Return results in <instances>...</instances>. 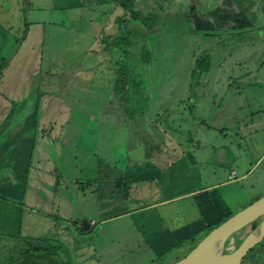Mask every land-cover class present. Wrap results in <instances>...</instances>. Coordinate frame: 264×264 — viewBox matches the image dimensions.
<instances>
[{
	"label": "crops",
	"instance_id": "crops-1",
	"mask_svg": "<svg viewBox=\"0 0 264 264\" xmlns=\"http://www.w3.org/2000/svg\"><path fill=\"white\" fill-rule=\"evenodd\" d=\"M185 1L188 4L182 6ZM103 5L109 6L107 10L113 9L115 15L105 21L97 18L95 25L98 24L90 25L89 29L79 28L91 42L85 47L75 45L80 53L98 60L89 65V74L86 75H89V81L100 79L99 83L95 82L90 87L89 84L83 85L79 81L84 76L80 74L83 72L82 65L73 63L72 70L67 71L62 69L60 63L53 61H49L50 64L57 67H49L46 73V76L55 75L48 83V87L53 90L40 85V80L35 79L41 68L37 71L36 67L27 69L22 73L27 78L23 81V77L15 79V67L19 60L16 55L23 53L27 46L31 50L32 63L37 55L41 67V50L32 47L31 40L44 33V24L58 28L62 26L63 22L49 19L50 16L56 18L54 11H74L80 7L77 12L81 15V10L86 13L87 8L92 7L100 11ZM140 5L146 6L148 11ZM119 6H127L128 9L125 8L124 11ZM32 11L38 12L40 18L28 17L26 22L23 15H28L29 12L31 15ZM165 12L168 15H164ZM74 13L76 18V11ZM142 16L146 17L142 21L150 30L158 25L163 27L170 24L165 29L167 36L164 43L172 38L174 30L170 28H175L176 36L179 19H188L191 25L189 22L187 25L184 23V30L180 34L190 36L196 33L201 36L200 43L204 50L199 56H193L189 64L198 68V63L202 60L204 68L193 70L188 75L186 94L176 101H180L184 107L167 109L169 114L165 120L168 124L163 125L159 118L137 126L133 123V126H128L123 122L127 125L125 130L128 131L123 142V163L119 162V153H115L113 142H110V146L101 147L102 150H94V158L99 156L104 159L106 165L111 167L112 175L118 167L121 177L131 176L152 188L162 185L160 199L155 198L154 191V196L146 199V204L127 208L120 215L132 216L133 226L140 233L142 241L156 245L155 250L158 253L164 252L171 245L169 249L173 253L183 251L184 246L189 250L199 237L207 233V229L209 231L212 226L221 223L222 220L208 225L204 216L196 211L199 205L197 206L198 202L194 201V197L205 191L211 192L220 185L235 184L248 179L253 167L264 156V109L254 107L256 100L264 103V0H198V4L196 0H0V68L3 67L5 71L0 76V236L9 237L11 242L21 241L26 245L28 241L43 240L50 236L53 237L52 241H58L60 239L57 234H70V229L79 234L91 227L103 230L114 218V204L106 197V188L98 180L97 170L94 171L93 180L96 183H91L86 188L82 186V181L85 180L79 177L82 172V165L78 160L80 149L75 148L80 147L78 135L82 125L78 121L80 117H76V114L70 115V109H67V105L75 102L76 98L68 100L67 97L74 96L77 89L84 93L88 89L93 91L95 87L98 92L105 95L110 93L109 96L115 95L118 98L114 94V91L117 92L114 81H126L125 86L122 85L126 91L125 96L127 93V101L132 100V103L138 100V96L131 99L130 91L131 94L145 93L149 84L140 87L139 81L142 77L149 83L151 78L146 79V74L143 73L137 75L139 77L133 81L130 75L132 68H125L122 60L114 63V68L111 64L108 70L97 67V63H103L102 60L105 61V67L108 63L107 43L113 39V33L108 32L110 20L117 26V32L119 22L123 27L132 26L137 34L133 41L136 46L141 45L142 50L152 48V44L155 46L153 31V35H147L146 38L140 36L136 28L137 20ZM119 19L122 21H118ZM79 26H82L81 22ZM58 28L54 33L58 34ZM136 46L133 45L134 48ZM130 50L126 54L129 64L146 62L147 65L157 61L153 50L148 51L150 55L146 59L142 51H138L136 55L133 54V48ZM157 59L167 62L165 54ZM212 66L213 69L215 67L214 72L206 75ZM117 67H122V71L116 72ZM91 71L95 72L92 78ZM71 72L79 75H70ZM97 74L101 76L99 79ZM123 76L129 79L124 80ZM78 81L80 83L76 85ZM191 88L194 91L192 97ZM1 89L10 90L11 96H16L22 89L25 91L23 97L14 102V98L3 93ZM157 91L160 90L157 88ZM109 101L112 103L113 96ZM101 104L104 107L106 100L99 105ZM88 108L98 109L90 105ZM141 110L145 109H139L140 112ZM98 114L101 122L109 123L102 110ZM110 122L112 125L117 123ZM226 129L234 132L253 131L251 141L247 143L248 157L254 161L253 166L241 175L233 173L232 178L230 171L228 180L224 178L223 169L227 170L237 161L238 154L231 147L240 143L235 141L236 143L230 145H214L219 137L216 131ZM213 136L217 137L216 140ZM207 160H211L217 169L222 170V179L203 188H194V181L201 174L198 166ZM107 178L109 174L105 171L101 179ZM84 202L89 208L92 207L86 214L82 211ZM53 210L57 211L56 214L51 212ZM84 219L88 222L87 229L82 228ZM194 227L199 228L194 232ZM59 229H63V232ZM185 234L188 235L185 237L186 243L192 244L177 246L176 238H183L182 235ZM198 235L201 236L195 239ZM61 239L65 240L63 237ZM164 241H167L166 247H163ZM32 248L31 254L24 251L20 252L21 255L46 256L41 249ZM95 250V247L91 248L92 256H95ZM84 256L80 255L81 260L78 258L79 264L81 261L84 263Z\"/></svg>",
	"mask_w": 264,
	"mask_h": 264
},
{
	"label": "rangeland",
	"instance_id": "rangeland-1",
	"mask_svg": "<svg viewBox=\"0 0 264 264\" xmlns=\"http://www.w3.org/2000/svg\"><path fill=\"white\" fill-rule=\"evenodd\" d=\"M196 3L198 4V0H196ZM187 4L188 2L185 1L182 6ZM102 7L103 8H100V11H97L98 9L96 10L92 7H89L90 9L86 7V13H84V10H81V15H79L77 12L80 7L74 11L72 9L54 11L53 14L56 16V18L50 16L49 19L55 20L59 23L63 22L62 26L60 27L61 29L54 25L44 24V33L36 35L35 38L31 40L32 47L36 48L37 50H41V67L37 55L35 56L32 63L30 59L31 50L29 46H27L23 53L20 52L19 55H16V58L19 56V60L16 64L17 66L15 67L17 72L15 79H21L23 77L22 73H25L27 69H33L36 67L37 71L39 68H41L40 72L35 75V79L40 80V85L43 84L44 86H47V89L53 90V88L48 87V83L55 75L46 76L49 67H57L50 64L49 61H53V63H60V66L62 65V69L67 71L72 70L73 63H76V65H82L83 72L80 74L84 76L79 81H82L83 85L89 84L88 86L90 87L95 82L99 83V78L101 77L100 75L97 74V78L99 80L95 82H93V80L89 81L90 77L89 75H86L89 74V65H92L94 62H98V60H95L90 55L87 56L84 53H80L81 51H78L75 45H81L80 47H85L87 43L90 44L91 42V39H89L87 36L85 37V34L81 33L82 29L79 28L89 29L90 25H95L97 18L99 21H105L110 19L113 14L115 15L116 12H114L113 9L107 10L109 6L106 7L103 5ZM140 7L148 11L146 6L140 5ZM122 8L124 11L125 8L128 9L127 6H119V9ZM75 11L76 18H74ZM116 11L117 13L119 12V10ZM164 15L168 14L165 12ZM28 17L40 18V15L35 11H32L31 15L30 12L28 15H23V19L25 18L26 22ZM140 19H138L136 23L138 25L136 28H138L140 36L146 37L147 35L150 36L154 34L155 46L152 44L150 45L152 48L148 47L143 50L141 45L136 46L133 48V54L137 55L138 51H142V54L146 59V57L150 55L148 51L157 48L153 50L154 54L156 53L159 58H162V56L165 54L167 59V62L164 60L160 61L155 55V59L157 60L156 63H148L147 65H145L146 62L144 64L135 62L131 63L132 69L130 71V75L132 80H136L139 77L137 75H142L145 73V78H151V82L146 83L141 77L139 81L141 84L138 85L141 87L144 84H149L151 88L149 89L148 86L145 93L140 94H131L132 91H130L129 95L131 99L134 100L138 96V100L135 103H132V100L127 101L124 98V81L123 83L114 81L116 86H120L119 88L116 87L118 88L117 92L114 91V94H116V97L118 98H115V95H112V103L109 101V99L112 97L111 95L109 96L110 93L105 95L100 91H96L95 87L93 91L88 89L84 93H80L81 91L77 89L74 96L67 97L68 100L71 98H76L75 102H71L70 105H67L69 106L67 109H70V115L76 114V117H80L78 121H81L82 125L81 133L78 135L80 147H75L76 150L80 149L78 160L82 165V172L81 174L79 173V177L85 180L82 181L83 184H81L84 188L89 186L91 183L95 184L96 181H93L95 179L94 171L97 170V178L98 180H101L100 182H102L106 188V191H103L106 193V197H109V199L114 204V209L112 211L114 218L104 227L103 230L98 229V227H91L90 230H82V232L79 234L74 233L70 229V234H57L58 238L60 239L58 241H52L51 239H53V237L50 236L44 238L43 240L36 239L34 242L28 241L26 245V243L23 244L21 241L16 240L15 242H11L9 237L0 236V264H13L14 261L12 260L15 259L14 257H19V255H21L20 252L24 251H27V253L31 254L33 250L32 247L41 249V251L46 255L44 256L47 257L45 260H48L46 264H79L78 258L81 260L80 255H85L82 259L84 260V263L81 261L80 264H166V262L167 264H173L176 260L188 252L187 247L184 246L183 251L173 253V251H170L169 249L172 247L171 245L168 246L164 252L158 253V250H155L157 247L156 245H152L149 241H142L140 233H138L133 226L134 221L132 216H120L122 215V212L127 210V208H133L138 205L146 204L148 202L146 199H148L150 196L153 197L154 191H156L155 198L160 199L162 196V185H157V187H154V189L150 185L148 186L145 183L136 181L131 176L125 175L124 177L128 180L124 179V177H121L119 173L120 169L118 167L114 169V173L112 175L111 167L106 165L107 162L104 159H100L99 156L94 158L93 154L94 150H102L103 147L110 146V142H113L115 143V153H119V162L123 163V157L125 154L123 142L125 139V134L128 132L125 130V127L127 125L133 126V124L137 126L138 124L154 121L156 119L158 120V118L163 125L168 124L165 120L166 115L169 114V110L167 109H183L184 106L181 105L182 103L180 101H176L186 94V79L189 77L188 75L192 74L193 70L199 69V67L196 68L191 66L189 61L191 62L193 56L197 57L202 53V51H204L202 49V44L200 43L201 36L196 35V33H192L190 36H186V34L185 36L180 34L181 30H184V23L187 25V22H189L188 19L183 17L179 19L180 23L177 29L178 35L175 36V28H170V30L174 31L172 32V38H170L167 43H164L163 41H165V37L167 36L165 29L169 28L170 24L167 23L163 27L158 25L154 29L150 30V28L147 27L142 21L146 20V17L142 16ZM44 21L45 19H42V22L46 23ZM79 22H81L82 26H79ZM131 22H133V20H131ZM41 25L42 24L39 25L40 29ZM56 28H58V34L54 33ZM128 29L134 30L132 26L129 28L124 27L122 35L127 36L128 38L134 36V33L126 35V30ZM108 32L113 33L111 38L118 34L117 26L114 25L111 20L108 23ZM83 38L84 40L82 41ZM136 41L138 42L139 40ZM159 46L160 49H158ZM122 59H124V54L122 51L118 50V52L115 53L109 49L108 63L106 67L104 66V60H102L103 63L101 62V64L97 63V67H100L101 69L104 68L103 70H108L111 64L114 68V63H117ZM214 70L215 67L213 69L212 66L211 71L205 74H210L214 72ZM3 71L4 70L2 69V72ZM93 73L95 72L91 71V78ZM70 75L75 76L79 74L77 72H71ZM11 76L12 74L10 77ZM123 78L124 80L129 79L124 76ZM25 79L27 78L24 75L22 81ZM79 81L76 83V85L80 83ZM35 85L36 84L34 83V86ZM189 87H191V84ZM157 88L160 91H157ZM1 91L5 94H8V96H11L10 90L1 89ZM24 91V89H22L20 93L18 91L16 96L13 94L11 96L15 100L13 101L17 102L19 97L21 99L23 97ZM82 91H85V88H82ZM30 92L32 93V91ZM68 92L70 91H67V93ZM193 92L194 91L191 88L190 97L193 96ZM104 100H106V104L103 107V104H99ZM18 105L19 104H17V106ZM89 105L95 106L98 109H89ZM254 107L258 109H264V103L256 100ZM139 109L145 110H141L140 112ZM101 110L105 117L108 118H106V121L109 123L101 122L99 120L98 112ZM187 112L188 109H186V113ZM110 121L117 123L112 125V122ZM123 122L127 123V125ZM95 126H98L97 129ZM179 130L182 131L181 129ZM209 132L214 134L210 129ZM216 132L218 133L219 137L218 141H216L214 145L224 143L230 145L231 143H236L235 141H237L238 144L240 143V145L231 147L234 149V153L236 152L238 154V159L236 162L232 163L230 168L227 170L223 169V171H225L224 178L228 180V174L230 171L232 176L233 173L236 175H241L243 172L253 166L254 161H251L250 157H248L247 150V143L251 141V136L253 135L252 130H241L234 132L232 129H226L224 131L219 130ZM104 137L105 139H102ZM216 138L213 136V139L216 140ZM105 141L108 142V145H106ZM107 153L110 154L109 151ZM245 153H247V155H245ZM102 154L103 158H105V152ZM215 166L216 165L213 164L211 160H207L198 166L201 174L199 179L194 181V188H203L205 185L222 179L220 172L222 170L217 169ZM252 170L253 171L249 173L250 176L248 179L239 181L235 184H223L218 186L217 189H213L211 192L205 191L204 193H200L194 197V201L198 202L197 206L199 205V208L196 211L204 216V219L208 221V225L217 221H224L227 219L226 216L229 214L237 213L264 195V156L259 162H257ZM105 171L108 172L109 178L101 179V176ZM105 183H107V185H105ZM130 186L132 189H134H129ZM89 198L93 199L91 196H89ZM128 201L129 204H127ZM90 204L93 205L92 203ZM122 204H126L128 207ZM91 208V206L90 208L88 207L86 202L82 204V211L84 214L88 213ZM51 212L56 214L57 211L53 210ZM212 227L214 228V226ZM2 228L3 227H1V229ZM198 228L194 227V232L197 231ZM59 230L63 232V229ZM245 232L246 230L238 235V237L236 236V239L234 241L232 240L228 246H233L235 241L238 245L239 241H241L244 237L243 235ZM51 233L53 232L51 231ZM204 235H198L195 239H197L199 236L201 237H199V239L193 244L189 242L186 243L187 240H185V237H188V235H182L183 238H176V245H195ZM61 237H63L65 240L61 239ZM133 239H135L136 242ZM31 240H34V238ZM166 246L167 241H164L163 247ZM92 247H95L96 249L95 256L90 254ZM260 252L263 253L262 257L264 258V240H262L249 253L246 254L241 264H264V259L261 260V258H256V255H259Z\"/></svg>",
	"mask_w": 264,
	"mask_h": 264
},
{
	"label": "water",
	"instance_id": "water-1",
	"mask_svg": "<svg viewBox=\"0 0 264 264\" xmlns=\"http://www.w3.org/2000/svg\"><path fill=\"white\" fill-rule=\"evenodd\" d=\"M83 227H88L86 219ZM246 230L244 237L228 246ZM264 240V195L207 232L173 264H241L242 259Z\"/></svg>",
	"mask_w": 264,
	"mask_h": 264
},
{
	"label": "trees",
	"instance_id": "trees-1",
	"mask_svg": "<svg viewBox=\"0 0 264 264\" xmlns=\"http://www.w3.org/2000/svg\"><path fill=\"white\" fill-rule=\"evenodd\" d=\"M118 21H122V19H119ZM123 26H121V24H120V22H119V28H118V34L115 36V37H113V39L111 40V41H109L108 43H107V46L109 47V49L110 50H112V51H114L115 53H117L118 52V50H120V51H122L123 52V54H124V59H122V61H123V63H124V67L125 68H127V67H132V64H131V62H130V64H129V62L127 61V59H126V54H128L129 52H131V48H134L133 47V45L135 44V46H136V42H134L133 40H134V38H137V34H136V32H135V30H126V35H130L131 33H134L135 35L134 36H131V37H127V36H123L122 35V33H123V28H122ZM136 36V37H135ZM113 46V47H111L110 48V46ZM105 48H107L106 46H105ZM146 49V48H145ZM123 67V68H124ZM198 67H199V69L200 70H203V68H204V65H203V62H202V60H200L199 61V63H198ZM2 69H3V67L2 68H0V75H1V73H2ZM117 71H122V67H117L116 68V72ZM119 82V81H118ZM124 82H126V81H124ZM124 85H125V83H124ZM119 86L120 85H117L116 87H118L119 88ZM115 87V90H117L118 88H116ZM124 92H126L125 91V89H124ZM124 96V98L127 100V97L125 96V94L123 95ZM213 228V227H212ZM211 228V229H212ZM210 229V230H211ZM209 230V231H210ZM208 231V232H209ZM239 243H240V241H239ZM180 245V244H179ZM38 248L37 247H35V250H37Z\"/></svg>",
	"mask_w": 264,
	"mask_h": 264
},
{
	"label": "flooded vegetation",
	"instance_id": "flooded-vegetation-1",
	"mask_svg": "<svg viewBox=\"0 0 264 264\" xmlns=\"http://www.w3.org/2000/svg\"><path fill=\"white\" fill-rule=\"evenodd\" d=\"M262 256H263V253L260 252L259 255H256V258H259V259L261 258V260H263L264 258ZM14 258L15 259L12 260V261H14L13 264H46L48 261V260H45V258H47V257H44L41 254H39V256H37V257L36 256H30V255H19V257H14Z\"/></svg>",
	"mask_w": 264,
	"mask_h": 264
},
{
	"label": "built area",
	"instance_id": "built-area-1",
	"mask_svg": "<svg viewBox=\"0 0 264 264\" xmlns=\"http://www.w3.org/2000/svg\"><path fill=\"white\" fill-rule=\"evenodd\" d=\"M230 177L232 178V175H230Z\"/></svg>",
	"mask_w": 264,
	"mask_h": 264
}]
</instances>
